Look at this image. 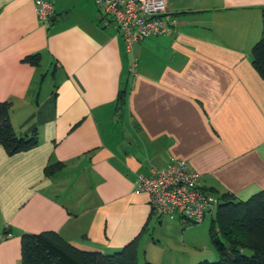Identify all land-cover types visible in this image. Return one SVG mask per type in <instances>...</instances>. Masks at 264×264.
<instances>
[{
    "label": "crops",
    "instance_id": "crops-1",
    "mask_svg": "<svg viewBox=\"0 0 264 264\" xmlns=\"http://www.w3.org/2000/svg\"><path fill=\"white\" fill-rule=\"evenodd\" d=\"M45 1L48 23L34 0H0V103L37 140L14 153L0 143V233H11L0 264H21L22 235L44 231L105 254L136 240L138 262L215 258L188 222L153 215L135 179L173 157L218 203L264 190V77L251 56L264 0H166L175 28L132 53L95 0Z\"/></svg>",
    "mask_w": 264,
    "mask_h": 264
},
{
    "label": "trees",
    "instance_id": "trees-1",
    "mask_svg": "<svg viewBox=\"0 0 264 264\" xmlns=\"http://www.w3.org/2000/svg\"><path fill=\"white\" fill-rule=\"evenodd\" d=\"M252 62L264 77V33L252 46ZM125 90L120 92L124 97ZM0 143L8 153L27 150L36 145V135L20 136L13 129L7 108L0 103ZM216 261L203 260L197 264H264V190L245 200L233 195L223 196L215 208L209 228ZM245 249L250 255H245ZM21 264H139L136 240L120 250L105 254L81 250L54 231L25 233L21 237ZM143 264H153L144 261Z\"/></svg>",
    "mask_w": 264,
    "mask_h": 264
},
{
    "label": "built area",
    "instance_id": "built-area-1",
    "mask_svg": "<svg viewBox=\"0 0 264 264\" xmlns=\"http://www.w3.org/2000/svg\"><path fill=\"white\" fill-rule=\"evenodd\" d=\"M95 3L114 22L129 53L139 39L169 33L177 23L168 15L166 0H95ZM34 4L38 18L48 23L54 14L53 4L45 0H34ZM136 64L132 55L131 75ZM135 189L148 194L153 215L181 219L189 224L202 223L218 204L212 194L200 188V174L190 169L186 161L173 157L165 167L151 168V175H137ZM10 235V232L0 233V240Z\"/></svg>",
    "mask_w": 264,
    "mask_h": 264
},
{
    "label": "rangeland",
    "instance_id": "rangeland-1",
    "mask_svg": "<svg viewBox=\"0 0 264 264\" xmlns=\"http://www.w3.org/2000/svg\"><path fill=\"white\" fill-rule=\"evenodd\" d=\"M212 214H213V212H212ZM209 218L210 217H208L206 219V221L204 222V225L207 224L205 229L201 228L202 223H200V224H188L189 226H191L193 228L192 231H190V233L193 234L192 237L190 238V242L192 244H194V242H195V247L196 248H198V247L204 248V246H205L206 250H208L207 247L210 246L213 249L212 251H213V254H215V258H211L209 260L210 261H216L218 259V255H217V252H216V250H215V248H214V246L212 244L211 238H210V236L208 234L209 233V228H210V225L208 223ZM176 234L178 236H180L181 232L180 231L178 233L176 232ZM186 239L189 241V235H188V237L186 235ZM244 254L245 255H250V251L245 249ZM138 260H139V264H143L144 260H146L145 253H144V257H141V258L139 257ZM202 260H204V259H202ZM194 264H197V263H194Z\"/></svg>",
    "mask_w": 264,
    "mask_h": 264
},
{
    "label": "water",
    "instance_id": "water-1",
    "mask_svg": "<svg viewBox=\"0 0 264 264\" xmlns=\"http://www.w3.org/2000/svg\"><path fill=\"white\" fill-rule=\"evenodd\" d=\"M51 18H53V17H51Z\"/></svg>",
    "mask_w": 264,
    "mask_h": 264
}]
</instances>
